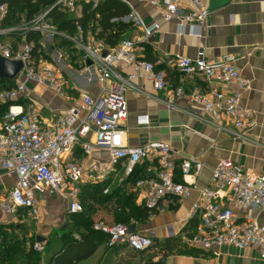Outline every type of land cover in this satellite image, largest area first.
<instances>
[{"label":"built area","instance_id":"2783aa9c","mask_svg":"<svg viewBox=\"0 0 264 264\" xmlns=\"http://www.w3.org/2000/svg\"><path fill=\"white\" fill-rule=\"evenodd\" d=\"M102 1L93 0L94 6ZM59 2L66 3L69 10L74 11L75 0ZM152 3L162 8L165 21L177 20L181 32L191 25L194 34H198L209 16L203 0H191V6L185 5L183 0H152ZM5 13L6 7L0 6V15L4 17ZM130 19L142 30L144 40L161 29L159 22L147 23L136 11L130 14ZM21 29L24 33L35 30L51 37L63 35L47 18V12ZM10 31L0 30V54L8 59L21 60L23 67L14 78V87L0 89V103L16 102L0 119V167L16 175V182L6 200L0 202V207L11 212L25 208L31 216L38 218V195L48 192L65 196L69 200V213H81L84 211L80 198L83 185L109 181L123 162L128 175L137 165L145 164L150 174L139 179L136 187L145 190L141 204L148 209L149 216L161 209L160 203L165 198L187 199L197 191L199 195L192 203L190 216L198 224L187 242L213 255L225 245L239 249L256 246L264 260V223L252 214L255 208L264 214V174L246 169L227 158L212 169L209 183L198 187L189 178H196L205 168L199 158L182 156L181 161L176 162L168 142L150 141L138 146L124 143V123L129 117L126 85L139 88L132 83L136 75L124 77L117 72L115 63L125 60L139 72H144L156 92L169 89L165 71L157 70L156 62L140 57L134 40L124 39L117 46L108 48V53L103 55V47L84 41V30L79 26L77 35L71 39L78 48L85 49L82 63L86 69L93 67L96 70L102 91L93 96L79 89V98L72 106L47 119L38 112L34 103L24 106L17 101L26 96L28 83L45 85L60 96L68 95L70 88L60 68L62 61H49L44 44L42 49L45 53L42 49L35 52L34 42L27 41L25 34L24 40L19 45L15 44L4 37ZM59 56L62 58L63 53ZM89 61L92 65L88 64ZM175 67L183 79L198 76L209 83L236 85L237 88L225 90L209 84L208 87L194 86L187 92L181 80L171 89V96L164 99L169 109L177 108L176 100L187 96L202 107L219 130L242 136L254 125L251 110L242 104L243 95L252 84L243 75L237 55L224 54L209 59L201 49L195 58L176 56ZM193 114L205 118L199 112ZM224 121L233 127L229 129ZM140 122L149 124V116H141ZM77 148L84 156L81 162L71 159ZM97 149L108 153L105 168L89 161ZM179 169L182 173L180 180L177 179ZM109 192L110 187H106L104 193ZM238 210L244 211V215L241 216ZM129 226L122 222L95 223L96 229L109 233L106 246L110 248L127 244L135 251L146 252L155 246L151 235L132 233ZM34 247L39 252L45 250L42 241H36Z\"/></svg>","mask_w":264,"mask_h":264},{"label":"crops","instance_id":"0c3cea01","mask_svg":"<svg viewBox=\"0 0 264 264\" xmlns=\"http://www.w3.org/2000/svg\"><path fill=\"white\" fill-rule=\"evenodd\" d=\"M123 1L130 6L131 13L136 11L145 22L161 24V29L146 40L143 39L142 30L132 25L124 33V39L134 40L137 43L138 55L156 62L157 70L165 71L169 86L168 90L156 92L144 72H139L125 60H118L115 63L117 72L124 77L136 75L132 83L139 88L126 85L129 117L124 123L126 129L124 143L138 146L150 141H163L171 144L174 151L172 157L176 162H180L182 156L199 158L205 168L196 178H189L195 181L198 187L206 186L210 181L212 169L222 159L227 158L246 169L264 174V0H203L209 9V16L198 34H194L191 25H187L184 32H181L177 20L165 21L162 8L153 4L152 0ZM183 2L187 6L192 4L191 0H183ZM69 11L75 16H80L83 8L76 4L75 0L74 11ZM2 18L3 16L0 15V23ZM123 20L131 22L130 15ZM9 29L12 31L6 34L7 39H12L11 41L19 45L24 40V30L19 25ZM42 36L43 44L48 49L47 54L54 56L55 63L62 61L60 68L67 78L69 93L60 96L45 85L28 83L26 96L20 98L23 102L20 103L18 100L17 103L24 106L34 103L38 112L50 119L76 102L79 98V89L98 96L103 86L93 67L86 69L80 65L79 70L73 69L68 59L64 58L66 55L64 47L59 42L55 44V41L59 40L58 36L51 37L46 33ZM88 41L91 45L103 47L98 45L91 35L88 36ZM72 44L76 49L78 48L74 40ZM201 49L205 50L209 59L219 58L224 54L237 55L243 75L251 81L252 87L244 93L242 104L251 110L254 125L242 136H233L219 130L204 113L202 107L187 96L177 99V108L174 109H169L164 102V99L171 96V89L179 85L181 80L184 81L187 92L194 86L208 87L209 84L225 90L237 88L236 85L209 83L198 76H187L183 79L179 75L175 67L176 56L195 58ZM60 53H63L62 58L59 56ZM193 112L201 113L208 120L195 116ZM144 115L149 116V124L140 122L141 116ZM228 123L224 121L229 129L232 128L233 125ZM108 157L106 151L97 149L92 152L89 161L96 163L100 168H105ZM71 159L78 162L84 160L80 148L75 150ZM146 167L145 164L137 165L136 179L129 180L130 175L127 174L126 164L123 162L119 165L118 171L111 176L110 188L121 186L126 193H134L136 204L142 206L141 197L145 190H139L136 182L150 174ZM177 179H182L180 169L177 172ZM15 182L16 175L0 167V202L6 200ZM198 195V192L194 191L187 199L167 197L160 203L161 209L153 216H149L148 220L135 222L136 232L151 235L155 241L153 248L158 252L152 259L157 261L158 257L165 256L166 264H264L260 250L256 246L239 249L225 245L218 249V254L213 255L199 253L198 250L203 251L200 247L192 246L187 242L198 224V221L190 216L192 203ZM38 199V218L31 216L29 210L25 208L11 212L0 207V232L1 229L7 230L10 241L14 236L25 240L26 250L28 245L32 244L34 237L36 241H42L47 248V244L53 239V232L59 228L62 230L67 228L71 220V213L68 211L69 200L65 196L45 192L39 194ZM238 212L241 216L244 215V211L238 210ZM108 214L114 218L112 213ZM252 214L264 223V214L258 208L253 209ZM54 235L59 238L57 233ZM59 241L62 245L61 236ZM141 253L144 252L135 251L127 244L113 248L103 244L90 258L76 264L85 262L86 264H139L146 261H138ZM1 255L0 250V264H16V260H5ZM49 259L43 255L42 264H47Z\"/></svg>","mask_w":264,"mask_h":264},{"label":"trees","instance_id":"16d2710c","mask_svg":"<svg viewBox=\"0 0 264 264\" xmlns=\"http://www.w3.org/2000/svg\"><path fill=\"white\" fill-rule=\"evenodd\" d=\"M60 0H0V6L6 7L5 16L0 23L1 30L18 26L21 23H29L38 15L47 12V18L51 19L57 29L63 33L59 35V44L63 47L72 45V37L78 33V27L84 30V41L88 36L94 39L104 50L117 46L124 40V33L134 25L133 22H125L123 18L131 14L130 6L123 0H104L96 7L93 0H76L83 8L82 15L75 16L69 11L66 3ZM27 41L34 42V50L43 48V36L39 31H25ZM45 53V51L42 49ZM46 58L51 61L50 56ZM149 60V59H148ZM15 81L9 78L0 79V89L12 88ZM177 86V85H176ZM20 103L23 100L19 99ZM13 101L0 103V119L8 111ZM24 104V103H23ZM26 105V104H25ZM138 169L135 168L129 176L136 179ZM111 180L97 184H86L81 188L80 198L84 205V211L71 214L68 227L62 230L60 249L50 257L47 264H76L90 258L99 246L106 244L109 233L95 228V223L102 221L96 218L101 209L111 211L116 223L122 222L128 225L149 218L147 208L138 206L135 202L134 193H126L121 186L110 188L109 193H104L106 187H110ZM101 206V207H100ZM36 237L32 238L35 244ZM26 250L25 240L17 239L15 236L10 241L7 230L1 229L0 250L2 259L16 260L19 257L24 259V264H40L43 258L41 252L37 251L34 245ZM171 248V246H169ZM172 249V248H171ZM169 249V250H171ZM206 254L207 252L197 251ZM139 264H166L152 258Z\"/></svg>","mask_w":264,"mask_h":264},{"label":"rangeland","instance_id":"374dc122","mask_svg":"<svg viewBox=\"0 0 264 264\" xmlns=\"http://www.w3.org/2000/svg\"><path fill=\"white\" fill-rule=\"evenodd\" d=\"M26 25H27L26 22L25 23L23 22L19 26H20V28H23ZM4 37L7 38L8 36L5 35ZM2 39H3V37H2ZM58 42H59V40H56L55 44H57ZM63 50L65 51V54H66L64 58L68 59V63L70 65H72L73 69H75V70L78 69L79 70L80 69V65L85 67L84 64L82 63V58H81L82 55L85 53V49L84 48H80L79 47V48L76 49V47H74V45L72 44V45H67L66 47L63 48ZM50 59H51V61L53 63H55L54 56H50ZM108 213H111V211L101 209V211H99L97 213L96 217L97 218H101L102 221H104L107 224L116 223L114 218L111 215H109ZM109 216H111V217H109ZM56 233H57V235H59L58 236L59 238H57V236L54 235ZM61 233H62V228H59V230L57 229V230H55L53 232L52 241H49V243L47 244V248L45 247L46 249L43 252H41L42 255L45 256V258L49 259V257L56 251V249L60 247L61 242L59 240H60ZM32 245H34V244H32ZM28 246L29 247H27V249L31 248V245H28ZM177 251H179V250H177ZM157 252H158V250H156V248H152L151 251H149V252L146 251L144 253H141V254H139L140 256L138 258V261H143V260H147V259L153 258L157 254ZM19 258L20 259H19V262L17 264H24L25 263V257H24V259L22 257H19ZM42 262H43V258H42V261H41L40 264H42ZM89 262H91V261H89ZM86 263L87 262L82 263V264H86Z\"/></svg>","mask_w":264,"mask_h":264},{"label":"water","instance_id":"95a60500","mask_svg":"<svg viewBox=\"0 0 264 264\" xmlns=\"http://www.w3.org/2000/svg\"><path fill=\"white\" fill-rule=\"evenodd\" d=\"M101 50L103 55H106L108 53V50H104L103 48ZM88 64L92 65V62L89 61ZM22 67H23V62L21 60L8 59L0 54V79L9 78L11 80H14L16 75L21 71ZM129 230L132 233L136 232L137 224L132 223L129 226ZM156 260L166 263L167 258L165 256H162V257H158Z\"/></svg>","mask_w":264,"mask_h":264}]
</instances>
